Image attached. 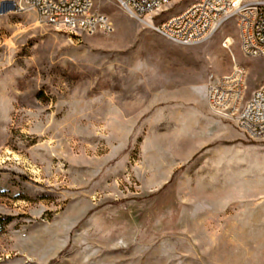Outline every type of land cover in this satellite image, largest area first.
Masks as SVG:
<instances>
[{
    "label": "rangeland",
    "instance_id": "1",
    "mask_svg": "<svg viewBox=\"0 0 264 264\" xmlns=\"http://www.w3.org/2000/svg\"><path fill=\"white\" fill-rule=\"evenodd\" d=\"M191 1L151 25L94 0L114 28L88 35L0 0V264H264V143L207 101L232 54L246 91L264 58L235 18L193 45L156 29Z\"/></svg>",
    "mask_w": 264,
    "mask_h": 264
},
{
    "label": "built area",
    "instance_id": "2",
    "mask_svg": "<svg viewBox=\"0 0 264 264\" xmlns=\"http://www.w3.org/2000/svg\"><path fill=\"white\" fill-rule=\"evenodd\" d=\"M35 10L48 26L55 29L81 30L88 35L109 34L113 25L108 17L96 12L94 0H16ZM136 19L154 20L176 0H116ZM235 18L241 51L249 58H264V0H192L177 13L161 19L156 29L184 45L199 44L213 35L224 23ZM152 25V24H151ZM222 47L230 50L226 38ZM227 75L210 72L207 101L211 111L235 123L244 136L264 143V82L251 96H246L248 71L237 64Z\"/></svg>",
    "mask_w": 264,
    "mask_h": 264
},
{
    "label": "crops",
    "instance_id": "3",
    "mask_svg": "<svg viewBox=\"0 0 264 264\" xmlns=\"http://www.w3.org/2000/svg\"><path fill=\"white\" fill-rule=\"evenodd\" d=\"M229 41L231 42V40L229 39ZM263 82H264V80H263ZM262 85V84H261ZM260 85V86H261ZM259 86V87H260ZM258 87L256 86V85H251L249 88H248V90L246 91V95L249 97V96H251V94L253 93V91L255 90V89H257ZM216 126H218L217 125V123L215 124ZM236 136L237 137H242V134L241 133H236Z\"/></svg>",
    "mask_w": 264,
    "mask_h": 264
},
{
    "label": "water",
    "instance_id": "4",
    "mask_svg": "<svg viewBox=\"0 0 264 264\" xmlns=\"http://www.w3.org/2000/svg\"><path fill=\"white\" fill-rule=\"evenodd\" d=\"M3 6H6L9 8H12V9L15 7L13 2H7V3L3 4Z\"/></svg>",
    "mask_w": 264,
    "mask_h": 264
},
{
    "label": "bare ground",
    "instance_id": "5",
    "mask_svg": "<svg viewBox=\"0 0 264 264\" xmlns=\"http://www.w3.org/2000/svg\"><path fill=\"white\" fill-rule=\"evenodd\" d=\"M222 27H223V25L218 29V31H219ZM218 31H217V32H218Z\"/></svg>",
    "mask_w": 264,
    "mask_h": 264
}]
</instances>
